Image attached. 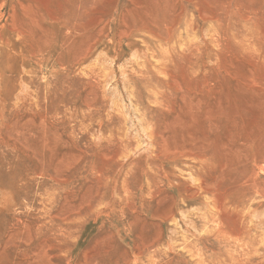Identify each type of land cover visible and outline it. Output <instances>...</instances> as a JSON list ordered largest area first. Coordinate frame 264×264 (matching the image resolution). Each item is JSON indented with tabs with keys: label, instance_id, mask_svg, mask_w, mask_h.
Returning <instances> with one entry per match:
<instances>
[{
	"label": "rangeland",
	"instance_id": "rangeland-1",
	"mask_svg": "<svg viewBox=\"0 0 264 264\" xmlns=\"http://www.w3.org/2000/svg\"><path fill=\"white\" fill-rule=\"evenodd\" d=\"M0 264H264V0H0Z\"/></svg>",
	"mask_w": 264,
	"mask_h": 264
},
{
	"label": "bare ground",
	"instance_id": "bare-ground-1",
	"mask_svg": "<svg viewBox=\"0 0 264 264\" xmlns=\"http://www.w3.org/2000/svg\"><path fill=\"white\" fill-rule=\"evenodd\" d=\"M184 157V156H183Z\"/></svg>",
	"mask_w": 264,
	"mask_h": 264
}]
</instances>
